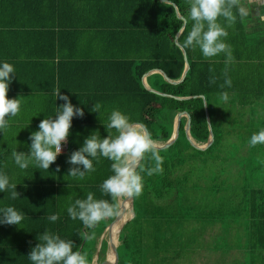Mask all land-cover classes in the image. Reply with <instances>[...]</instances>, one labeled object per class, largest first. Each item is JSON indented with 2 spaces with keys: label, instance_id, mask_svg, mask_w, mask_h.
Here are the masks:
<instances>
[{
  "label": "trees",
  "instance_id": "16d2710c",
  "mask_svg": "<svg viewBox=\"0 0 264 264\" xmlns=\"http://www.w3.org/2000/svg\"><path fill=\"white\" fill-rule=\"evenodd\" d=\"M175 4L186 19L187 0ZM239 4L247 9L246 17L238 16L231 27L223 17L219 21L228 32L233 61L226 64L223 53L205 58L198 48L183 47L190 65L186 80L172 85L156 74L162 78L156 90L185 98L178 100L151 92L142 81L157 69L179 81L186 69L176 43L184 22L165 2L0 0V60L13 64L17 75L8 95L43 94L55 115V104L63 103L56 101L59 88L85 111V118L73 120L68 152L49 170L30 166L36 173L18 183L16 204L24 220L15 228L6 226L0 264H31L27 257L46 230L74 241V250L82 251L90 264L96 254L102 261L109 240L101 238L115 217L86 228L69 217L67 207L88 192L111 200L101 193L100 185L112 174V162L103 157L94 161L96 170L81 180L66 177L72 167L68 157L92 132L107 137L104 124L113 108L145 125L157 145L172 138L178 114L187 112L192 139L196 145H206L211 133L201 95L206 97L214 141L208 149H198L186 135L187 117L181 119L178 139L159 150L163 173L148 177L141 172L144 191L134 197V215L119 234L117 264H264V144H248L253 133L264 129V35L248 26V0ZM186 20L178 38L182 46L192 28ZM226 70L230 88L221 87ZM83 71L92 76L98 71L99 84L78 82ZM225 91L226 103L221 99ZM94 97L103 105L95 121ZM3 136L0 132V142ZM1 156L6 155L0 152ZM4 160L0 158L1 163ZM142 166H152L149 155ZM53 214L58 216L55 223L47 219Z\"/></svg>",
  "mask_w": 264,
  "mask_h": 264
},
{
  "label": "clouds",
  "instance_id": "9594fccd",
  "mask_svg": "<svg viewBox=\"0 0 264 264\" xmlns=\"http://www.w3.org/2000/svg\"><path fill=\"white\" fill-rule=\"evenodd\" d=\"M189 5L186 19L192 22V28L183 41L185 48H198L205 58H213L221 53L226 56L225 63L234 60L231 46L226 43L228 32L220 23L223 17L228 27L234 25L237 18L247 16V9L239 4V0H187ZM165 6L175 11V0H165ZM235 10V11H234ZM16 75L15 66L0 60V132L4 133L8 123L20 112L21 99H9V89ZM215 79L210 83L214 84ZM232 86V80L225 71L224 84L221 87ZM56 101H63L59 107L55 104V115L42 120L39 130L32 132L30 154L15 150L12 154L15 165L21 170H27L30 165L42 170H49L63 152V146L69 140L74 118L83 119L85 111L73 104L70 96L55 90ZM221 99L229 101L227 91L221 93ZM92 112L102 114L103 105L95 103ZM11 116V119L8 117ZM108 131L106 138L99 131L86 137L83 145L72 152L67 159L69 168L66 177L83 180L86 175L96 169L94 161L100 162L103 157L111 161V175L100 185L101 193L109 199L97 198L95 193L88 192L86 198L76 199L67 207V213L72 220H79L86 228H95L98 224L112 217L120 216V201L122 198L139 197L144 191V176L148 177L163 173V158L157 148L158 141L146 128L134 122L131 117L119 108H113L104 124ZM249 147L264 144V129L253 133L248 141ZM149 155L152 166L144 168L142 161ZM139 169V170H138ZM57 171H60L59 167ZM0 193L10 194L15 200L20 198L17 184L0 170ZM9 198L8 196L6 199ZM155 200V197H154ZM53 223L58 216L47 217ZM24 215L14 206L0 207V225L20 226ZM39 243L28 255L31 264H90L89 259L80 250H74L75 242L63 238L60 234L46 230L38 235Z\"/></svg>",
  "mask_w": 264,
  "mask_h": 264
},
{
  "label": "crops",
  "instance_id": "0c3cea01",
  "mask_svg": "<svg viewBox=\"0 0 264 264\" xmlns=\"http://www.w3.org/2000/svg\"><path fill=\"white\" fill-rule=\"evenodd\" d=\"M248 3L251 10V18L248 22V26L254 28V33L264 35V31H262L264 30V0H248ZM89 54H91V52ZM92 54H95V52H92ZM93 68L95 70V67ZM157 73L158 72L153 71L148 76H143V85L145 83L147 87L154 89L149 84L151 82L152 75ZM78 82H81L82 84L92 83V86H96L100 82L99 72H94L92 76L83 71V74L78 78ZM12 98H22L21 109L17 117L13 118L4 129L5 139L3 136V140L0 142V152L6 156H1L0 158H7V161L4 160L2 163L0 162V170H3L9 175L11 182L18 185V183L22 181L29 180L35 170L31 167L27 170L19 169L15 165L12 156L13 152L17 150L18 152L30 154L31 140L29 137L31 133L39 130V124L42 120L46 119L47 116H54V114L47 97L43 94H10L9 99ZM95 100L96 99L94 97L93 104H95ZM78 107L84 108V105H78ZM8 118L11 119V116ZM92 118L95 121V112H93ZM74 126L77 127L75 124ZM33 167L35 168V166ZM7 196L9 198L6 199ZM26 197L28 196H25V198ZM16 202L17 199H11L10 194L0 193V207L14 206L19 210L20 207L16 204ZM22 208H27V206L23 205ZM12 228H15V226L13 225ZM2 242H6L5 225H0V243Z\"/></svg>",
  "mask_w": 264,
  "mask_h": 264
},
{
  "label": "water",
  "instance_id": "95a60500",
  "mask_svg": "<svg viewBox=\"0 0 264 264\" xmlns=\"http://www.w3.org/2000/svg\"><path fill=\"white\" fill-rule=\"evenodd\" d=\"M161 1H162V2H165V0H161ZM175 9H176V13H177L178 17H179L181 20H183V22H184V25H183L182 30L177 34V37H176V43L178 44V46H179V47L182 49V51H183L184 59H185V63H186V69H185V71H184V73H183V75H182V77H181V79H180L179 81H174V80L170 79V78L168 77L167 73H166L165 71H163V70H160V69L153 70V71H155V72H158V73L162 74L163 77H164V79H165L168 83H170V84H172V85H177V84H181V83H183V82L186 80L188 70L190 69V65H189V61H188V55H187V52H186V50L183 48V46H182L181 44H179V42H178V38L180 37V35H181L183 29H184V28L186 27V25H187V20L185 19L184 16H182V15L180 14L179 9H178L177 6H176ZM153 71H150V72L146 73V74L144 75V77L148 76V75H149L151 72H153ZM144 85H145V83H144ZM145 87H146L148 90H150L151 92H154V93L159 94V95H161V96L171 97V98H175V99H178V100H183V99H185V98H182V97H176V96H173V95H171V94H166V93H162V92H159V91L153 90V89L147 87L146 85H145ZM199 97H201V98L204 100V103H205L206 116H207V121H208L209 129H210V133H211V135H210V139H209V142H208L206 145H204V146L196 145V143H195V141L192 139V137H191V133H190V130H191V115H190L189 113H187V112H180V113L178 114L177 118H176L175 131H174V134H173L172 138H171L166 144H164V145H157L158 150H162V149L169 148V147H170V146H171V145H172V144L178 139V137H179L180 134H181V119H182L183 117H187V123H186V126H185V131H186V135H187L188 139L191 141L192 145H194L195 147H197V148L200 149V150H206V149H208V148L212 145V143H213V141H214V135H213L212 124H211L210 117H209V111H208V106H207V102H206V97H205L204 95H201V96H199ZM139 124H141V123H139ZM141 125H143V124H141ZM143 126H144V127L146 128V130L149 132L148 128H147L145 125H143ZM149 133H150V132H149ZM130 201H131V205L129 206L128 210H131L132 213H133L134 197H133V198H130ZM126 211H127V210H123V209L121 208V204H120V216H119V217H115V218L112 220V222L110 223V225H109V226L107 227V229H106V232H105L106 235L104 234V235L109 239V241L111 242V244H113V246H114V251H113L112 253L114 254V257H116V263H115V264L118 263V259H119V248H118V247H119V234H120V232H121V230H122L124 224H125L127 221L122 225V228L119 230V232H118V238H117L116 241H115V239H113L112 236H111V227H113V224H114L116 221L122 219V217L126 215V213H127ZM109 244H110V243H109ZM108 252H109V251H108ZM108 254H109V253H107L106 257L101 261V264H102V263L108 258Z\"/></svg>",
  "mask_w": 264,
  "mask_h": 264
},
{
  "label": "rangeland",
  "instance_id": "374dc122",
  "mask_svg": "<svg viewBox=\"0 0 264 264\" xmlns=\"http://www.w3.org/2000/svg\"><path fill=\"white\" fill-rule=\"evenodd\" d=\"M157 74H160V73H157ZM162 75V74H161ZM163 76V75H162ZM162 81V78L159 76V75H157L156 76V74H155V76H153V77H151V82H152V86L155 88V89H153V90H156V89H159V84H160V82ZM151 86V87H152ZM157 91V90H156ZM249 112H251L252 113V111H250L249 110ZM249 117V116H248ZM230 126V125H229ZM202 146H204V145H202ZM226 177H229V174H224ZM124 200L126 201V198H122L121 199V201H120V204H122L121 206H124L125 207V209L126 210H128V208H129V206H128V204H127V201H126V204H124ZM133 213H132V211L131 210H128V212H127V214H126V216H124V219H123V221L120 223V226H119V229L118 230H120L121 228H122V225L126 222V221H129L132 217H133ZM106 235V234H105ZM105 235H103L102 236V238L101 239H103V238H105L106 236ZM109 240V239H108ZM101 241V240H100ZM109 252H110V250H111V242L109 241ZM109 252H107V253H109ZM107 261H109V254H108V258L102 263V264H106V263H108ZM101 264V261H99L98 260V255L96 254V256H95V258H94V260H93V264Z\"/></svg>",
  "mask_w": 264,
  "mask_h": 264
},
{
  "label": "bare ground",
  "instance_id": "6f19581e",
  "mask_svg": "<svg viewBox=\"0 0 264 264\" xmlns=\"http://www.w3.org/2000/svg\"><path fill=\"white\" fill-rule=\"evenodd\" d=\"M125 198H126L128 206H130L131 205L130 198H127V197H125ZM121 208L123 210H126L124 206H121ZM126 212H128V210ZM123 219H124V216L122 217V219H120L116 223H114L113 227H111V236H112L113 239H115V241L118 238V232H119L118 229H119L120 223L123 221ZM113 251H114V246H113V244H111V250L109 252V261H107L108 263H106V264H113V261H114V264L116 263V257H114V254L112 253Z\"/></svg>",
  "mask_w": 264,
  "mask_h": 264
},
{
  "label": "built area",
  "instance_id": "2783aa9c",
  "mask_svg": "<svg viewBox=\"0 0 264 264\" xmlns=\"http://www.w3.org/2000/svg\"><path fill=\"white\" fill-rule=\"evenodd\" d=\"M68 150H69V141H67V143L63 146V152H62V154L67 153Z\"/></svg>",
  "mask_w": 264,
  "mask_h": 264
}]
</instances>
